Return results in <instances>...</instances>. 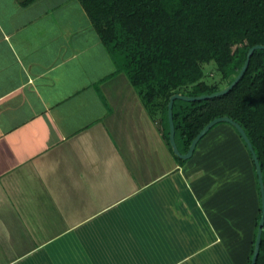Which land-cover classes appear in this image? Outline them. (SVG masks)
I'll list each match as a JSON object with an SVG mask.
<instances>
[{
	"label": "crops",
	"instance_id": "obj_1",
	"mask_svg": "<svg viewBox=\"0 0 264 264\" xmlns=\"http://www.w3.org/2000/svg\"><path fill=\"white\" fill-rule=\"evenodd\" d=\"M212 132L181 161L80 0H0V264H196L210 248L225 264L213 237L242 232L254 194L251 174L246 194L213 193L211 155L235 133Z\"/></svg>",
	"mask_w": 264,
	"mask_h": 264
},
{
	"label": "trees",
	"instance_id": "obj_2",
	"mask_svg": "<svg viewBox=\"0 0 264 264\" xmlns=\"http://www.w3.org/2000/svg\"><path fill=\"white\" fill-rule=\"evenodd\" d=\"M80 1L117 70L127 74L151 117L163 126L167 141L170 95L221 89L238 74L248 49L264 43V0ZM173 112L182 152L211 119L225 114L233 117L251 139L264 179L263 48L255 49L243 76L229 91L204 99L176 98ZM223 123L235 129L252 163L258 212L245 263L250 264L261 217L260 184L252 154L238 130L220 121L209 131ZM256 264H264V226Z\"/></svg>",
	"mask_w": 264,
	"mask_h": 264
},
{
	"label": "rangeland",
	"instance_id": "obj_3",
	"mask_svg": "<svg viewBox=\"0 0 264 264\" xmlns=\"http://www.w3.org/2000/svg\"><path fill=\"white\" fill-rule=\"evenodd\" d=\"M77 3V2H76ZM71 4L73 5H77L74 2L69 3L68 6H70ZM67 6V7H68ZM74 15L78 16L81 20V23L85 22L84 19L85 14L83 15V12L80 13L78 11H76L74 13ZM78 23V22H77ZM100 38V37H99ZM69 50V48H67ZM89 55L92 59H94L95 61H97L99 59V57L95 54H87ZM107 67L112 68V64L111 62H107L105 64ZM169 122V120H168ZM223 124H217L212 130L214 131L217 127H221ZM220 125V126H218ZM232 128V127H231ZM221 129V128H220ZM209 131L206 135H204V141L206 143L205 147L203 150L205 151H209L212 150V146L213 144L215 145L216 142H218L217 140H219V138L217 139V137L219 136L218 133L214 134L213 132ZM233 131L235 134H231L228 132H225V138H227L223 141L224 145L222 147L227 148V152H222L224 149H221V155H218L215 157V152L212 153V160L217 164H215L216 167H213L216 169H218L219 167H222L223 165H225V170H224V176H225V180L221 181V186H219L217 189H213V193L220 190V188H222V186H225L227 183L228 184H232V183H239L242 187H243V193L246 194L249 188V185L247 184V181L249 182V175H252V182L250 183L251 185H253V194H254V198L252 200L253 195L248 194L245 195V197L241 198L239 202H241L242 205V211H240V215L237 216L235 218V227L236 229H238L237 227H242L241 231H238L236 233V236L234 238H224L221 239V237H219V235L217 237L219 238H214L213 237V242L218 241L222 243V240H225V242H227L226 244V249L227 250V262L225 264H245L247 261V257L248 254L250 252V246H251V242H252V237H253V230H254V217L255 214L258 212V207H257V198H256V186L254 187L255 183V179L253 176V171H252V163H251V159L250 156L248 154L247 149L245 148L244 144L241 141V138H239V135L237 134V132L235 131V129L233 128ZM228 134V136H227ZM202 138V139H203ZM202 139L200 140L199 144L201 143ZM198 144V145H199ZM197 148V147H196ZM230 151V152H228ZM225 155V157H223ZM181 158V157H180ZM217 158L219 160H217ZM184 162H186V160H188L189 158H181ZM218 174V173H215ZM246 176V178H245ZM247 181H246V180ZM216 187V186H215ZM251 188V187H250ZM197 199V203H199V201L201 202L202 200L199 199V197H195ZM199 200V201H198ZM254 202V204H253ZM202 205L205 206L206 204L202 201ZM197 207V206H194ZM193 207V210H194ZM179 212L182 213L183 212V208L180 207ZM241 210V208H240ZM217 233V232H216ZM215 239V240H214ZM227 240V241H226ZM233 240V241H231ZM213 247H216L215 245H213ZM218 248H210V250L205 251V253H201L200 255H197V257L195 258V263L196 264H208L210 262V264H220L221 260L219 258V253L217 252ZM223 257V255H222ZM221 257V258H222ZM187 264H194L193 262H187Z\"/></svg>",
	"mask_w": 264,
	"mask_h": 264
},
{
	"label": "water",
	"instance_id": "obj_4",
	"mask_svg": "<svg viewBox=\"0 0 264 264\" xmlns=\"http://www.w3.org/2000/svg\"><path fill=\"white\" fill-rule=\"evenodd\" d=\"M257 48H263L264 49V43H256L248 49L246 59L242 65L240 71L238 72V74L235 76V78L229 84L225 85L221 89L214 91V92H211V93H201L198 95H189V94H184L182 92H175V93L170 95V98L168 101V120H169V126H170L169 142H170V145L172 147L173 152L177 156H179L181 158H190L194 154V151L197 147L198 142L204 137V135H206L208 133V131L216 123H218L220 121L228 122L232 126H234L238 130L241 137L244 139L245 143L247 144V147H248L249 151L251 152L252 158H253L254 163L256 165V172H257L258 181L260 184L261 201H262L261 217H260L259 224H258L256 241H255L254 251L252 254V259H251L250 264H256V261H257L258 255H259L261 237H262L263 226H264V179H263V170L261 167V163H260L258 154L254 148V145H253L251 139L249 138L245 128L237 120H235L233 117L225 114V115H220V116H217V117L211 119L197 133V135L193 138V140L189 146V149L186 152H181V150L179 149L177 140H176V128H175V122H174L173 105H174V100L176 98H182L185 100L204 99V98H208V97L218 96V95L224 94L227 91H229L243 76L244 72L246 71V69L250 63L251 56L254 53L255 49H257Z\"/></svg>",
	"mask_w": 264,
	"mask_h": 264
}]
</instances>
